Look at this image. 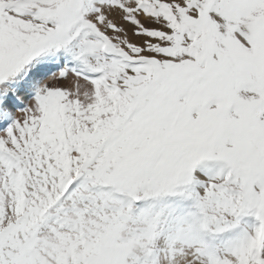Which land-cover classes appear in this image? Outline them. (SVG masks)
<instances>
[{
	"label": "snow or ice",
	"instance_id": "1",
	"mask_svg": "<svg viewBox=\"0 0 264 264\" xmlns=\"http://www.w3.org/2000/svg\"><path fill=\"white\" fill-rule=\"evenodd\" d=\"M0 264H264V0H0Z\"/></svg>",
	"mask_w": 264,
	"mask_h": 264
}]
</instances>
